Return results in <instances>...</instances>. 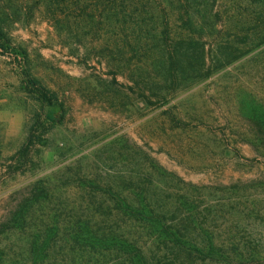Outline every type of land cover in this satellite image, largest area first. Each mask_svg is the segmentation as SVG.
Returning <instances> with one entry per match:
<instances>
[{
  "label": "rangeland",
  "instance_id": "1",
  "mask_svg": "<svg viewBox=\"0 0 264 264\" xmlns=\"http://www.w3.org/2000/svg\"><path fill=\"white\" fill-rule=\"evenodd\" d=\"M159 1L146 27L151 45L163 16L177 13ZM240 3L241 15L229 10L223 21L193 27L215 40L210 57L221 42L242 56L208 77L189 68L174 81L164 78L158 47L126 53L112 17L82 18L61 32L47 0H0L12 46L0 53V221L36 199L24 228L0 234L2 264L28 262L31 240L50 217L64 229L98 202L110 206L96 213L99 227L139 238L145 252L162 256L168 248L152 242L142 223L115 222L117 199L150 203L181 226L187 247L211 248L191 264H264V0ZM188 27L168 24L171 36H186ZM27 70L56 93V104L29 92ZM49 112L58 123L27 145L32 125H45ZM38 180L41 193H15ZM64 253L58 264L114 261L109 253Z\"/></svg>",
  "mask_w": 264,
  "mask_h": 264
},
{
  "label": "trees",
  "instance_id": "2",
  "mask_svg": "<svg viewBox=\"0 0 264 264\" xmlns=\"http://www.w3.org/2000/svg\"><path fill=\"white\" fill-rule=\"evenodd\" d=\"M47 1L50 4V19L61 32L64 26L69 28L82 18L96 16L103 20L112 17L119 26L116 34L122 39L124 46L129 47L126 53L132 52L131 57L140 55V52L152 51V49L158 47L159 52L163 54L166 61V64L162 66L163 71H165V80L170 77L176 81L189 68L196 70L197 77H208L215 69L221 68L242 56V52L237 47L228 50L226 48L231 43L221 42L214 57H210L212 47H208L212 45V41L215 43V40H207L203 36V30H197L193 27L203 26L209 23V20L223 21L224 16H228L227 12L229 10H235L236 16L241 15L242 5L240 0H168L170 5H174V11H177V13L171 18L166 15L163 16L164 28L160 31L161 37L157 39L158 45H151L146 42L149 33L146 27L150 22L156 21L150 9L153 5H160L159 0ZM3 15V12H0V53H6L12 47L3 25ZM170 20L173 23L188 24L189 34L186 36H171L168 30ZM130 24L134 25L133 30L125 27ZM131 38L134 41L138 39V44L133 45ZM208 41L210 42L209 45ZM16 53L19 55V52ZM25 75L29 92L37 95L50 105L57 103L58 97L55 92L43 85L29 70L26 71ZM45 120V125L39 124V121L34 122L30 129L27 145L41 139V135L37 132L41 130L46 133L59 121L51 112L47 113ZM40 184L39 180L35 181L18 189L15 193L32 189L37 194L41 193L44 187ZM34 202H36V199L29 196L22 202V205H17L14 209L8 211L5 219L0 221V234L24 228L28 217L27 210L33 206ZM109 207V205L104 206V203L98 202L91 215L85 214V216L79 215L70 218L64 228L66 231L61 227L57 218L50 217V226L42 228L31 240L30 257L25 264H45L49 243L50 264H58L57 256L65 251L64 254L68 252L97 253L103 257L106 256V253H109L114 257L111 264H191L194 255L202 256L205 251L209 252L211 250V248L187 247L186 242L183 241L186 235L182 233L181 226L176 224L173 218L156 212L157 210L150 203L138 201L135 204L127 202L126 199H117L114 206L118 210V214L115 216L117 224L126 218L131 221H139L148 236L152 238V242L158 245L162 244L166 249L168 248L162 256H158L157 252L153 251L148 254L145 252V246L139 238H129L121 230L102 229L97 225L96 213L102 214L104 209ZM61 229H63L62 233ZM61 234L65 236L64 241L68 240L69 242L65 251H63L62 246L57 247V243L63 238ZM157 249L160 248L157 247ZM181 256L182 260L180 261ZM205 257L208 256L205 255ZM3 260L4 256L0 253V264Z\"/></svg>",
  "mask_w": 264,
  "mask_h": 264
}]
</instances>
